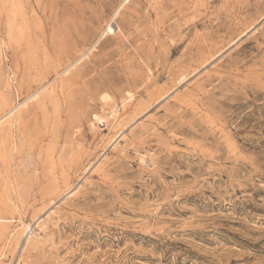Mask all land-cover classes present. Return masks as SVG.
<instances>
[{"label": "rangeland", "instance_id": "rangeland-1", "mask_svg": "<svg viewBox=\"0 0 264 264\" xmlns=\"http://www.w3.org/2000/svg\"><path fill=\"white\" fill-rule=\"evenodd\" d=\"M0 264H264V0H0Z\"/></svg>", "mask_w": 264, "mask_h": 264}]
</instances>
